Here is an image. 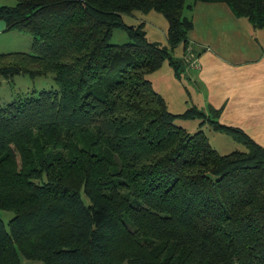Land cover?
Here are the masks:
<instances>
[{
  "label": "trees",
  "instance_id": "trees-1",
  "mask_svg": "<svg viewBox=\"0 0 264 264\" xmlns=\"http://www.w3.org/2000/svg\"><path fill=\"white\" fill-rule=\"evenodd\" d=\"M196 1H223L264 26V0H16L5 29L29 50L0 52V75L54 71L55 88L0 106V264H264V146L218 121L220 108L171 111L147 73L181 75ZM154 9L167 45L123 13ZM115 27L128 40L109 41ZM182 43V56L171 54ZM193 51V50H192ZM203 117L244 148L221 153ZM103 143L113 160L83 144ZM83 194L87 197L84 200Z\"/></svg>",
  "mask_w": 264,
  "mask_h": 264
},
{
  "label": "crops",
  "instance_id": "crops-1",
  "mask_svg": "<svg viewBox=\"0 0 264 264\" xmlns=\"http://www.w3.org/2000/svg\"><path fill=\"white\" fill-rule=\"evenodd\" d=\"M188 10L192 27L187 35L198 64L186 63L182 73L196 92L198 104L203 110L208 105L220 108L219 122L241 128L264 146V26H253L223 1H196ZM2 28L5 23L0 19ZM158 69L150 78L161 75ZM168 78L184 97L171 71ZM192 100L182 99L186 105Z\"/></svg>",
  "mask_w": 264,
  "mask_h": 264
},
{
  "label": "rangeland",
  "instance_id": "rangeland-1",
  "mask_svg": "<svg viewBox=\"0 0 264 264\" xmlns=\"http://www.w3.org/2000/svg\"><path fill=\"white\" fill-rule=\"evenodd\" d=\"M186 1L189 2L190 0ZM15 2L16 0H0V4L7 5H13ZM188 12L189 10L187 8H184V14H188ZM123 19L128 24H138L139 22L143 21V29L145 30L146 37L149 40H155L159 42V44L161 45H167L165 36L167 20L159 11H156L154 9H150L148 11L133 10L129 13H123ZM128 39L129 38L125 29H123L122 27H115L112 31L109 41L112 43H122L124 41H127ZM30 44L31 34L29 32L19 28L0 29V52L12 50H29ZM191 50H193V48H191ZM181 53L182 43H178L172 48L171 54L173 56L179 57ZM163 66H165L166 69H163ZM184 66H186L185 61H183V67ZM169 67L171 68L170 70ZM158 70H160V76L150 78V75L151 73H153V71L147 73L146 76L153 82V87L157 91H159L168 101L171 110L181 112L191 105H195L197 108L202 109L198 104V98L195 95L196 92L189 85L186 74L182 73L183 68L181 70V75L176 76L173 66L171 64H168V62L165 60ZM170 71L174 76L177 77L176 80L181 83L182 89L185 93L184 97H182L181 94L177 91L178 88L170 83V79L168 78V73H170ZM55 87L57 86L54 80V71L51 70L36 75H29L25 72L15 73L11 77H4L0 75V106L18 96L29 93L31 91L36 93L43 88ZM183 98H186L188 102H191L190 100L193 99V103H189L186 105L185 101H182ZM202 119L203 117L200 116L191 118L177 117L175 119V122L184 126L190 132H194L197 129L202 128L207 135L210 144L221 153L229 152L237 148H244L243 144L236 141L230 134L224 131L212 129L209 121H204V124H201L200 121ZM80 144L89 147L95 153L109 157L111 160H113L114 158V155L110 154L105 145L101 142L90 145L83 142ZM83 198L85 201L88 200L84 194ZM13 214L14 213L12 210L0 208V217L5 223H7V221L13 216ZM19 257V264H44V262L40 259L26 258L22 254H19Z\"/></svg>",
  "mask_w": 264,
  "mask_h": 264
},
{
  "label": "built area",
  "instance_id": "built-area-1",
  "mask_svg": "<svg viewBox=\"0 0 264 264\" xmlns=\"http://www.w3.org/2000/svg\"><path fill=\"white\" fill-rule=\"evenodd\" d=\"M184 61L189 63L190 66H197L196 53L189 49L184 55Z\"/></svg>",
  "mask_w": 264,
  "mask_h": 264
}]
</instances>
